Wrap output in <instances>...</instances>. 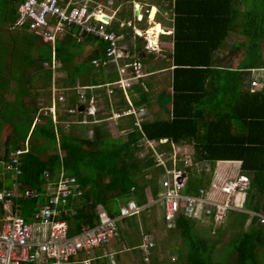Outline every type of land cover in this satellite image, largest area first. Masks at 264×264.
I'll use <instances>...</instances> for the list:
<instances>
[{
    "label": "trees",
    "instance_id": "16d2710c",
    "mask_svg": "<svg viewBox=\"0 0 264 264\" xmlns=\"http://www.w3.org/2000/svg\"><path fill=\"white\" fill-rule=\"evenodd\" d=\"M103 1L107 5L112 4L113 8H118L124 2ZM165 1L169 2L168 7L175 14L170 116L152 121L145 117L141 128L136 126L133 116H124L125 122L118 126L122 132L119 138H113L106 117H100L91 125V137L84 135L86 129L81 124L85 112L79 101V89H86V98L90 99V88L118 79L114 64L106 67L93 64L94 60L105 59L106 41L89 35H83L80 40L76 29L71 28L50 45L40 36L22 28L31 36L27 40L32 43L33 51L41 42L48 46L49 54L36 56L29 67L20 64V75L16 77L11 70L15 63L18 64L15 57L19 56V52L12 45H7L10 38H4L0 30V139L3 138L0 144V170L3 171L0 192L13 191L17 186L12 209L27 222L40 207L48 203L61 175L74 177L82 187L81 195L69 198L59 206L60 219L67 222L69 236H77L84 229L97 226L100 223V209L108 217L116 218L122 203L134 200L138 205H147L157 200L164 191L163 170L155 166V157L146 148L147 142L154 143L159 151L168 153H172L173 146H193V169L188 184L190 195H198L200 190H210L218 162H240V175L249 179L245 209L264 214V88L252 92L251 86H247L250 74L246 73L253 69H264L263 41L231 26L232 13L242 9L243 3L249 5L244 9L248 15L264 19V0ZM21 2L0 0V26H11L17 21ZM88 9L92 12L95 6ZM132 18V6H123L117 12L116 22L109 27V30L123 36L121 44L131 43L133 29L121 28L120 21ZM139 26L146 29L149 25L144 21ZM11 31L7 29L2 32H8V36ZM234 33L243 39L241 42L235 41L229 53L230 56L241 55L237 68L231 64L222 65L216 56L220 46ZM134 37L136 50L133 52L131 47L129 49L132 54H139L144 40L137 35ZM3 39L4 44L1 42ZM86 45L91 47L87 53ZM2 53H5V58ZM137 57L141 60L140 55ZM25 58L26 61L28 58ZM127 60L134 61V58ZM2 62L7 74H2ZM28 62L31 63V60ZM54 62L60 64L56 70L66 73L65 78L54 81ZM45 63L51 69H46ZM53 81L54 87L60 91L59 95L64 97L63 102L57 103L58 108L63 106L67 112L64 116L58 115L57 121L51 113L45 114L53 105L49 92ZM20 85L25 90L19 89ZM136 87L133 89H138L142 98L140 101L134 100V104L147 107L148 95ZM42 90L47 95V101L40 100ZM95 92L102 96L105 104L112 106L104 87ZM113 97L114 111L122 112L128 108L122 91L116 90ZM21 98L24 100L20 104ZM75 109L76 112H69ZM108 111H111L110 107ZM74 114L77 124L72 128L81 133L65 131L60 124L61 120L66 122L68 116ZM89 118L94 121L91 116ZM58 134L63 136L60 142ZM51 147H57V150L51 152ZM17 151H22L18 155L21 173L15 176L6 170L5 165L11 162ZM138 154L143 156L137 159ZM49 185L51 190L47 188ZM25 192L31 195L26 196ZM3 215L4 210L0 206V217ZM135 217L138 216L118 222L117 231L120 230V223L133 225ZM226 220H230V226L236 230L226 244L233 257L231 261L215 260L221 231L213 228V221H210L213 226L207 228L209 234L204 236L203 232L197 230V225L202 224L201 220L183 215L176 219L175 227L169 230L180 236L181 247L178 246L177 252L184 264H261L259 251L264 248V224H260L257 217L251 218L248 213L239 211H229ZM163 221L166 225L164 216ZM216 233L218 238L212 241L211 235ZM126 243L131 247L139 246L132 239ZM94 258V264H110L107 257Z\"/></svg>",
    "mask_w": 264,
    "mask_h": 264
},
{
    "label": "built area",
    "instance_id": "2783aa9c",
    "mask_svg": "<svg viewBox=\"0 0 264 264\" xmlns=\"http://www.w3.org/2000/svg\"><path fill=\"white\" fill-rule=\"evenodd\" d=\"M64 1L22 0L18 6L17 21L9 29L26 28L50 45H53L57 38L67 34L71 28L76 29L80 40L83 35L102 39L108 43L105 59L94 60L93 64L103 67L114 64L118 72L116 81L103 86L107 95L113 97L116 90L126 94L134 86L144 88L143 80L147 74L143 72L139 60H127L131 55L120 44L123 36H118L114 31L109 30L111 18L109 21L95 20V16L99 15L98 12H90L87 6H77L71 0L66 3ZM136 9L139 11V14L135 15L138 21L143 22L146 16H150L151 8L141 6ZM142 32H138L137 36L146 40L145 50L153 52L155 48L150 45L147 29L144 30V34ZM251 86L253 91L261 89L257 81H253ZM78 94L79 101L87 103L84 90L79 89ZM56 98L60 103L64 101L63 95H57ZM94 104L95 100L90 99L87 111L91 114L96 112ZM128 104L126 110L116 113L114 117L133 116L136 126L141 128L147 109L143 106L135 107L131 103ZM56 106L57 104L55 105L53 101L52 107L46 110L45 114L49 112L54 117ZM69 112L74 113L76 109ZM164 142L161 141V143ZM146 148L152 151L155 166L163 170V193L157 200L147 205H138L134 200L122 204L120 214L116 218L108 217L100 209V223L93 228L84 229L77 236H69V226L66 221L60 219L61 210L59 209V206L64 205L69 198L82 194V187L74 177L65 178L61 175L48 203L40 207L28 222L12 209L14 197L18 191L17 186L13 191L0 192V206L4 210V215L0 217V264H94L95 258L90 257L92 251L111 243L117 236L118 222L140 215L156 203L164 207L163 216L169 229L175 227V221L180 215L201 221L206 219V221H213L215 225L226 219L229 211L248 213L251 218L257 217L259 223L264 224L263 213L239 210L232 204L235 202L236 194L246 195L249 186L248 177L239 175L224 183L221 189L224 196L220 200L215 199L210 191L205 190H200L198 195H190L188 184L193 169L192 158L190 160L177 156L175 151L179 147L175 146L172 153L159 151L151 142H147ZM20 153L22 151H17L15 156H12L11 162L5 165L6 170L13 172L15 176L21 173L18 159ZM47 188L51 190L50 185ZM25 195L30 196L31 193L25 192ZM154 246L153 239L145 236L139 249L148 253ZM110 264H115V261L112 259Z\"/></svg>",
    "mask_w": 264,
    "mask_h": 264
},
{
    "label": "crops",
    "instance_id": "0c3cea01",
    "mask_svg": "<svg viewBox=\"0 0 264 264\" xmlns=\"http://www.w3.org/2000/svg\"><path fill=\"white\" fill-rule=\"evenodd\" d=\"M155 1L157 2L156 4L157 6L153 4V2ZM128 2H129V5H131L133 8V18L128 21H125V20L120 21V24H121L120 27L121 28L132 27L133 35L131 36V43L121 44L120 42V44L126 48L128 53L132 55L131 57L134 58V60L136 59L138 60L139 58L137 56L140 55L141 60L139 61L142 64L143 72L147 74V77L143 80L145 83V87L141 88L142 92L145 95H148V100H149V105L147 107L143 105V107L147 109L146 119L149 121L156 120V119H168L170 116L169 114L172 109V104H171L172 75H173L174 63H173L171 54L173 53V48H174L173 35H174V16L175 14L173 13V10L168 7L169 2L165 0H148V2L145 0H131ZM125 5L126 3L123 2L120 4L118 8H113L112 6L113 8V11L111 12L112 14L109 12H103V11H99V12L96 11V12H98L99 15L101 14V15L107 16L109 20L111 18L112 20L111 25H112L113 22H116L118 10ZM129 5H126V6L128 7ZM141 6H144L149 9L151 8L150 15L151 14L153 15V13H155L153 19H150L151 16H146L143 20V22L146 21L149 25L147 28L148 32L150 28L157 26V30H156L157 37L155 35L148 36L150 42H152L151 44L153 45L155 49L153 52H147L144 48L147 42L146 40L142 38L144 40V44H143L144 47L142 48L139 54L137 53L132 54L129 48L131 47L133 52H135L136 50V44L134 41H132V40H135L134 35H137L138 32L145 30V29L140 28L139 23H142V22L138 21L135 18V14H134L136 7H141ZM241 8L242 9L234 11L232 13L231 26L236 30H244L248 36L260 38L263 41V59H264V19H260L255 16L248 15L244 10L245 8L244 7H241ZM153 10H155V12ZM6 26L8 25H4L5 28ZM9 27L10 26H8L7 29H9ZM7 29H4V30H7ZM245 29L250 30V32L252 33H247ZM160 33L161 35H159ZM118 36H122V35H118ZM7 38H10V40L7 41V45H12L15 49L18 50L19 54L22 55V58L26 56L25 59L28 58L27 60H29L28 54H31V52L33 51L32 43L27 40L28 38H31L30 34L28 35L27 32L24 31V29L17 28L9 32V35L7 36ZM242 40L243 39L241 36L234 33L229 37L227 42H224L220 46L219 50L216 53V56L218 57V59H220L219 61L223 63L222 65L231 64V66L234 68L239 67L241 55L230 56L229 53L233 47V43L235 41L241 42ZM85 47H86L85 48L86 53L89 52L91 47L88 45H86ZM223 49H227V51L224 54L222 53ZM6 60H9V59L6 58ZM159 65H160L159 68L157 69L154 68V66L157 67ZM30 71L31 73L33 72L32 67L30 68ZM246 73L250 74L249 75L250 77L247 78L248 79L247 86L250 87L253 81H257L260 83L261 89L264 88V69L263 68L253 69L252 71H247ZM100 88H103V86L92 87L89 89L92 94L90 99L95 100L94 105L96 107V112L93 115L87 111V108H89V101H87V103H82V106H84L86 111H84V108H83V111L85 112L84 114L85 119L81 124L84 125L85 129L89 128L88 130H86V133L84 134L86 137H91L92 135L91 125L99 121L98 119L100 118L102 106L105 103L102 96L98 94V92H95L97 89H100ZM136 88H139V87H136ZM261 89H258L255 91H259ZM250 90L252 92H255L253 91L252 86L250 87ZM84 93L86 96V89H84ZM55 96H57V94ZM124 96H125V100L128 103L133 104L135 107H141V106H136L134 104V100L140 101V99L142 98L141 93L138 91V89L134 88L132 90H129L126 94L124 93ZM163 96H166L165 103L164 101H162ZM107 97L109 98V103H111L112 106H108V104H104L107 111L109 107L111 108V111L108 112L110 116L106 117L105 120L108 123L110 122L111 126L116 127V129L118 130L119 124L125 122V119L123 118L124 116L119 117V118L114 117L116 113H121V112L114 111L115 110V105H113L114 97H109L108 95ZM90 99H87V100H90ZM62 114L57 105L56 114L54 116V119L57 121L58 115L62 116ZM90 116L92 117L94 121H90L91 119L89 118ZM61 123H65L64 120H61L60 124ZM74 124H77V122ZM61 139H63V136H61V134H58V142H60ZM184 147L188 148L189 150L193 149V146L189 144L181 148H184ZM240 166H241L240 162H218L215 166V174L211 182V188L209 190L210 193L212 194L211 191L213 190L214 195H216L217 198L219 197L221 199L224 196L221 190L222 186L227 181H230L236 178L238 175H240ZM242 198H243V195H235L234 201H238V200L242 201ZM140 253L141 255H144L142 253V250ZM105 256H108V255L105 254ZM110 257L111 259H113V255H111ZM145 259L146 258H144L145 262L150 261L149 259L147 261Z\"/></svg>",
    "mask_w": 264,
    "mask_h": 264
},
{
    "label": "rangeland",
    "instance_id": "374dc122",
    "mask_svg": "<svg viewBox=\"0 0 264 264\" xmlns=\"http://www.w3.org/2000/svg\"><path fill=\"white\" fill-rule=\"evenodd\" d=\"M73 1L77 6H95L94 11H103V12H109L111 13L113 11L112 8V4L107 5L103 0L97 1V0H71ZM129 0H124V2L126 3V5H129ZM148 2V0H145ZM153 4H157V2H153ZM125 5V6H126ZM157 6V5H156ZM248 4L243 3L244 8H248ZM155 12V10H153ZM152 11V13H153ZM112 14V13H111ZM151 14L152 17H154ZM153 19V18H152ZM149 21V20H148ZM159 26V25H158ZM2 27L4 29V24L0 26V30H1V34L3 35L4 38L7 37V34H4V30H2ZM7 27V26H6ZM160 27V26H159ZM161 28V27H160ZM151 29V28H150ZM162 30V29H161ZM247 33H252L250 32V30L245 29ZM159 32V31H158ZM142 34H144V31L142 32ZM161 35V33L159 34ZM158 35V36H159ZM135 42L136 44V39L132 40ZM2 44L5 43V40L3 39ZM152 42H150L151 44ZM37 49H34V51L31 52V54L29 55V59L31 60V63H27L23 58L22 55L19 54V56L15 57V60L18 62L14 64L13 66V71L12 73L15 74L16 77H18V75H20V64H23L22 66H26L29 67V65L33 64L32 61L35 60L36 56L38 58L39 55H47L49 54V48L47 45L42 44L41 42L37 43ZM152 45V44H151ZM227 51V49H223L222 53L224 54ZM5 54V53H4ZM4 54L2 53V55L4 56ZM2 56V57H3ZM5 58V56H4ZM3 58V59H4ZM2 74H7L6 67H4V63L2 62ZM48 64L45 63L44 67L47 69L48 68ZM54 71L53 74V79L55 81V79H60V78H65L66 73H60L59 71H57L56 69L58 67H60V64L57 62H54L52 65ZM159 66H154L155 69L159 68ZM51 69V68H48ZM9 71V70H8ZM54 81H53V85L51 90H49V92L52 94L50 97L51 103L52 101L55 102V105L58 103V99L54 98L56 97L55 95L57 94L59 96V92L56 87H54ZM11 83V82H10ZM39 87H41L42 89V85L39 84ZM19 89H24V86L20 85ZM40 89V90H41ZM48 92V91H46ZM45 93V92H44ZM24 98V97H23ZM23 98H21L20 104L22 102V100H24ZM162 101H166V96L162 97ZM40 100L41 101H47V95L43 94V90L40 91ZM105 104V103H104ZM103 104L102 106V111L100 113V117H108L110 114L108 113L109 111L106 110L105 105ZM58 105V104H57ZM59 106V105H58ZM61 108V109H60ZM62 116H64V114H66L67 112L65 111V109L63 108V106L59 107ZM68 120H66L65 123H61V126L63 127V129H65L66 131H69L71 133H81L82 131H77L75 129L72 128V125H74V123H76V114L73 116H68ZM108 123V122H107ZM109 128L112 132V136L113 138H119L122 136V133L116 129V127H112L111 123H108ZM84 127V125H83ZM89 129V128H88ZM86 128V130H88ZM86 133V132H85ZM3 142V138L0 139V144ZM57 147H51L49 151H56ZM177 156L179 155L180 157L183 158H188L191 160L192 154H193V149L189 150L188 148H176ZM179 153V154H178ZM146 154V153H145ZM143 155L138 154L137 155V159H140ZM215 172V170H214ZM3 175V171L0 170V179L1 176ZM212 192V196L215 199H219L220 198L216 195H214L213 190ZM239 195V194H236ZM243 195L242 201L238 200L233 202L232 204L237 207L239 210H246L245 209V199H246V195L244 194H240ZM124 204V203H122ZM121 204V205H122ZM162 205H160V203H156V205L149 209L150 211H145L143 212V214L139 217H135L134 219V223L131 226H128L126 223H120L119 227L120 230L117 231V236L111 241V243L109 245L103 246L100 249H95L94 251H92V255L90 257H104L105 254L108 256L107 257V261L110 262L111 261V255H113V259L115 261V264H184L185 262L183 261L182 258L178 257V246L181 247V239L180 236L178 235V233L176 232V234H174L173 232H171L169 230V228H167V226L165 225L164 221H163V210H162ZM241 212V211H240ZM202 224H196L197 225V230L203 232L202 234L204 236H206V233L209 234V229H207L209 226H213L211 224L210 221H206L203 220L201 221ZM138 225V226H137ZM216 227L217 229L219 228L221 231V235H220V242L217 244V250L215 253V260L219 261V260H225V261H231L232 260V256H230V252L228 251L227 248V243L232 239V237L234 236V234L236 233V230L230 226V220H222V222L217 223L213 226V228ZM123 232V233H122ZM214 233V231H213ZM148 236L150 238L153 239L154 244H155V248L148 252L145 253L144 251H142V253L144 255H141V250H139V246L142 244V239L143 237ZM218 238L217 233L216 234H212L211 235V240L215 241ZM134 240L136 241V243L139 245L138 248L136 247H131V245H128L126 243L127 240ZM261 257H262V262L261 264H264V248L261 249L259 251ZM144 258L149 259V262H145Z\"/></svg>",
    "mask_w": 264,
    "mask_h": 264
},
{
    "label": "bare ground",
    "instance_id": "6f19581e",
    "mask_svg": "<svg viewBox=\"0 0 264 264\" xmlns=\"http://www.w3.org/2000/svg\"><path fill=\"white\" fill-rule=\"evenodd\" d=\"M151 16V15H150ZM98 17H99V19H102L103 18V15H98ZM153 17L151 16L150 17V19H152ZM156 30H157V26H154L153 28H151V29H149V32H148V34H149V36L150 35H155L156 37H157V33H156Z\"/></svg>",
    "mask_w": 264,
    "mask_h": 264
},
{
    "label": "water",
    "instance_id": "95a60500",
    "mask_svg": "<svg viewBox=\"0 0 264 264\" xmlns=\"http://www.w3.org/2000/svg\"><path fill=\"white\" fill-rule=\"evenodd\" d=\"M135 15H138L139 14V11L137 10V9H135ZM99 19V17L98 16H95V20H98ZM102 19H104V20H106V21H109V18L107 17V16H105V15H103V18Z\"/></svg>",
    "mask_w": 264,
    "mask_h": 264
},
{
    "label": "clouds",
    "instance_id": "9594fccd",
    "mask_svg": "<svg viewBox=\"0 0 264 264\" xmlns=\"http://www.w3.org/2000/svg\"><path fill=\"white\" fill-rule=\"evenodd\" d=\"M154 21V20H153ZM153 24V23H152ZM147 29V28H146ZM89 101V100H88ZM81 105H82V103H81ZM82 108H84V106L82 107ZM57 109V108H56ZM84 111H86V109L84 108ZM93 115V114H92ZM166 142V141H165ZM208 171V170H207ZM239 176V175H238ZM240 176H244V175H240ZM151 207H149L148 209H146V210H149ZM145 210V211H146ZM247 211H250V210H247ZM144 212V211H143ZM137 216H139V215H137ZM112 260V259H111ZM114 260V259H113ZM111 262V261H110Z\"/></svg>",
    "mask_w": 264,
    "mask_h": 264
}]
</instances>
